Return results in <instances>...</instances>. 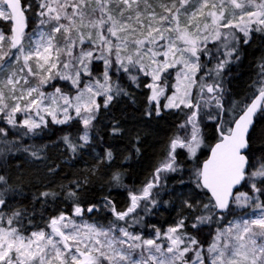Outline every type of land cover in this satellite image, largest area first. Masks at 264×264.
<instances>
[{"label":"snow or ice","instance_id":"snow-or-ice-1","mask_svg":"<svg viewBox=\"0 0 264 264\" xmlns=\"http://www.w3.org/2000/svg\"><path fill=\"white\" fill-rule=\"evenodd\" d=\"M0 264H264V0H0Z\"/></svg>","mask_w":264,"mask_h":264},{"label":"trees","instance_id":"trees-1","mask_svg":"<svg viewBox=\"0 0 264 264\" xmlns=\"http://www.w3.org/2000/svg\"><path fill=\"white\" fill-rule=\"evenodd\" d=\"M244 79H247V77L245 76ZM243 83V81H241V84ZM129 179L131 180H138V179H143V175H132L129 177ZM127 182V180H126Z\"/></svg>","mask_w":264,"mask_h":264}]
</instances>
